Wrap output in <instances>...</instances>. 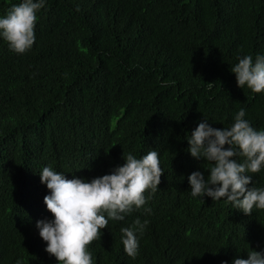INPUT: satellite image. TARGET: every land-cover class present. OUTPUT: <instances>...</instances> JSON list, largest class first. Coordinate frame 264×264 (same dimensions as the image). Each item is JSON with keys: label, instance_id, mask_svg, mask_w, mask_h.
I'll use <instances>...</instances> for the list:
<instances>
[{"label": "trees", "instance_id": "obj_1", "mask_svg": "<svg viewBox=\"0 0 264 264\" xmlns=\"http://www.w3.org/2000/svg\"><path fill=\"white\" fill-rule=\"evenodd\" d=\"M20 2L0 0V18ZM37 17L25 53L0 36V264H58L36 227L53 218L43 167L90 181L122 153L151 150L164 170L157 190L109 220L89 245L93 264H232L264 251V210L193 197L188 176L207 178L212 164L187 151L204 118L227 128L243 108L264 129V91L238 87L230 71L264 55V0H45ZM250 175L264 188V168ZM137 218L148 223L133 259L121 228Z\"/></svg>", "mask_w": 264, "mask_h": 264}, {"label": "clouds", "instance_id": "obj_2", "mask_svg": "<svg viewBox=\"0 0 264 264\" xmlns=\"http://www.w3.org/2000/svg\"><path fill=\"white\" fill-rule=\"evenodd\" d=\"M44 5L45 0H21L0 18V36L11 51L23 54L31 49L37 12ZM230 71L235 74L238 87L247 86L254 93L264 91V55H257L255 60L252 55L239 58ZM212 86L209 83V88ZM245 115V110L240 109L234 123L227 128H214L204 118L187 136V151L191 156L212 164L211 168L205 167L207 178L197 170L188 176V181L193 197L224 199L233 209L250 216L254 208L264 210V188L249 187L253 185L250 173L264 168V129H255ZM237 156L243 157V161H238ZM122 158L125 162L111 173L90 181L69 179L50 166L39 172L41 183L50 190L44 196V203L53 218L37 220L36 227L46 242L45 251L58 264H93L89 245L100 240L101 230L108 227L109 220L124 221L127 215L146 204V191L157 190L164 173L157 151L151 150L141 158L131 152L122 153ZM147 223L137 218L131 226L121 228L124 251L133 259L139 248L137 233L142 235ZM232 264H264V251L251 248L246 259L237 255Z\"/></svg>", "mask_w": 264, "mask_h": 264}]
</instances>
